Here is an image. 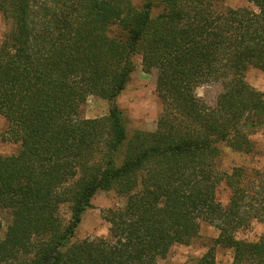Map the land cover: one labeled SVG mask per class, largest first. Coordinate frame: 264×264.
<instances>
[{
	"label": "trees",
	"instance_id": "obj_1",
	"mask_svg": "<svg viewBox=\"0 0 264 264\" xmlns=\"http://www.w3.org/2000/svg\"><path fill=\"white\" fill-rule=\"evenodd\" d=\"M0 16L3 139L18 145L0 156V264H157L197 222L218 231L232 264H264V238L235 237L264 223V173L217 164L223 148L251 155L264 137V94L244 80L264 72V0H0ZM135 56L155 71L160 113L154 131L127 138L114 101ZM210 84L221 86L213 106L196 96ZM91 96L107 115L82 117ZM100 190L124 199L103 215L108 237L73 242ZM195 264H215L213 249Z\"/></svg>",
	"mask_w": 264,
	"mask_h": 264
},
{
	"label": "rangeland",
	"instance_id": "obj_2",
	"mask_svg": "<svg viewBox=\"0 0 264 264\" xmlns=\"http://www.w3.org/2000/svg\"><path fill=\"white\" fill-rule=\"evenodd\" d=\"M133 4L140 6L143 0H132ZM229 8L247 6V0H224ZM7 29L3 18L0 16V41ZM134 70L131 73L124 90L115 99V104L121 111L127 138L136 131L152 132L155 130L160 104L155 93V71L145 67L139 56L133 58ZM245 82L255 90L264 94V72L249 68L244 73ZM221 93L219 84L202 85L196 89V96L205 104L213 106L218 95ZM110 103L97 96H91L82 107L81 115L86 119H97L107 115ZM6 125L0 117V156H9L18 150V145L5 141L3 132ZM255 142V153L243 155L235 153L228 148L222 149L218 159V169L229 172L233 167L241 166L264 173V137L258 133L252 138ZM217 200L225 205L228 201L229 192L224 184L217 190ZM124 199L114 191H97L81 216L80 223L75 229L72 241L78 242L85 238L108 237V224L103 219L107 210L120 208ZM61 214L68 219L67 206L61 207ZM10 215L0 210V240L4 237ZM196 236L187 245H174L163 259L157 264H195L208 249L214 251L215 264H232V251L215 246L218 231L205 222H197ZM235 237L245 242H257L264 238V223L252 220L248 226L239 229Z\"/></svg>",
	"mask_w": 264,
	"mask_h": 264
}]
</instances>
